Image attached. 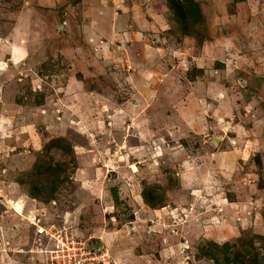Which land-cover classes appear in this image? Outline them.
Returning a JSON list of instances; mask_svg holds the SVG:
<instances>
[{"label": "rangeland", "instance_id": "rangeland-1", "mask_svg": "<svg viewBox=\"0 0 264 264\" xmlns=\"http://www.w3.org/2000/svg\"><path fill=\"white\" fill-rule=\"evenodd\" d=\"M194 1L0 0V264H264V0Z\"/></svg>", "mask_w": 264, "mask_h": 264}, {"label": "trees", "instance_id": "trees-1", "mask_svg": "<svg viewBox=\"0 0 264 264\" xmlns=\"http://www.w3.org/2000/svg\"><path fill=\"white\" fill-rule=\"evenodd\" d=\"M187 1L188 2H183V4H181V7H186L187 14H191V9L196 10V14H197V3H195L194 0H187ZM173 2L174 0H171V3ZM169 3H170V0H169ZM59 140H62V138L60 139L59 137V139L53 140V142H57ZM42 166L43 164L35 167V173L38 174L39 176L46 172L49 175L52 174L56 177L58 176V175H55L54 173L58 174V171L60 170L59 167L56 170V169H52L49 164L47 165V167L46 166L42 167ZM56 166H59V165L56 164ZM51 188L53 189L54 186L52 185ZM39 189H40L39 186L34 185V190L39 191ZM35 194L36 193L34 192L30 193L31 196H36ZM141 196L144 202L151 208H156L157 206L156 204L161 200L160 193L156 192L155 188H152V187L148 188L145 191H142ZM236 246L237 245L232 244L230 242H225L222 245H218L214 242H209V243H206V245L204 244V246L202 245L199 246V249L203 251L204 254H207V255L209 254V256L214 260L215 264H245V262H247L248 260L249 261L247 262V264H255L254 262H255L256 255L252 251L253 249H252L251 241H248L245 247L242 246L241 247L242 250H234ZM246 258L248 260H246Z\"/></svg>", "mask_w": 264, "mask_h": 264}, {"label": "built area", "instance_id": "built-area-1", "mask_svg": "<svg viewBox=\"0 0 264 264\" xmlns=\"http://www.w3.org/2000/svg\"><path fill=\"white\" fill-rule=\"evenodd\" d=\"M35 219L36 217L33 216V221ZM34 226L36 229V233L39 235L50 236L52 234V229H50V226H47L44 223L41 224L40 221L35 223ZM57 244L55 246L56 250L55 252H52L51 256L52 258H55V261L57 260V264H89L90 262H92L91 260H95L97 258L96 255H91L90 251H83V245L81 246L79 244V246H75L74 244H69L71 246V249L68 250L67 247H63L64 245L62 242L61 244ZM58 250L60 252L59 255L57 254Z\"/></svg>", "mask_w": 264, "mask_h": 264}]
</instances>
